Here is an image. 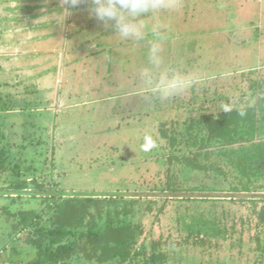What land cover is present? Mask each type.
<instances>
[{"label":"rangeland","instance_id":"obj_1","mask_svg":"<svg viewBox=\"0 0 264 264\" xmlns=\"http://www.w3.org/2000/svg\"><path fill=\"white\" fill-rule=\"evenodd\" d=\"M161 2L164 7L142 18L148 29L146 39L136 41L113 34L110 26L90 16L86 3L74 9L63 26H54L40 17L44 10L57 8L59 0H0V107L7 109L0 111V135L5 136L0 147L9 145L12 154L10 166L0 170V191L15 178L16 156H26L28 162L21 165L38 168L33 179L48 191L18 204L14 211L44 208L42 200L56 192L65 193V198L74 192L91 197L124 194L130 205L139 201L135 225L145 232L138 239L139 246L144 241L149 246L152 241H180L187 235L179 223L184 215H204L221 223L219 228L226 234L207 242L205 251L194 242L178 247L181 255L172 264L259 263L253 240L258 233L255 208L239 201L251 196L232 193L233 185L246 183L239 170L232 168L240 165L251 146L246 130L240 135L246 140L238 137L233 143L217 144L208 139L207 131L189 132L185 126V135L192 133L200 143L207 137L200 144L204 148L193 150L208 151L210 161L204 156V163L208 159V165L223 167L228 180L220 179L223 175L216 171L208 177L191 172L182 191L201 193L199 187L218 180L219 194H194L191 199L195 202L156 193L164 191L168 179L169 164L164 159L169 153L168 141L161 132L169 118L170 123L172 119L181 121L177 127L181 140L182 121L190 114L198 121L205 112L218 118L225 109L255 108V144L264 140V0ZM153 29L168 37L160 44L163 63L156 78L166 72L191 81L168 96L147 87L141 78L142 69L149 67L148 41ZM211 50H215V58L208 56ZM198 56L211 63L215 75L207 93L192 87L205 76L195 72ZM241 67L253 71L225 76ZM66 96H73L69 105ZM178 101L179 109L175 108ZM160 102L163 110L158 112ZM201 105L205 110H199ZM69 106L84 107V114L77 119L69 116ZM233 148L239 150L238 159ZM27 174L21 179L32 181ZM262 183L264 180L258 185ZM254 196L264 198V194ZM201 199L216 201L201 203ZM9 203L0 194V264H14L11 242L6 243L13 235L6 234L10 226L3 210Z\"/></svg>","mask_w":264,"mask_h":264},{"label":"trees","instance_id":"obj_2","mask_svg":"<svg viewBox=\"0 0 264 264\" xmlns=\"http://www.w3.org/2000/svg\"><path fill=\"white\" fill-rule=\"evenodd\" d=\"M207 92L206 87L204 93ZM2 109L7 111L5 106L0 107V111ZM200 110H203V105L200 106ZM241 112L244 113L243 116L240 115ZM204 114L199 116L198 121L197 116L190 114L188 119L182 121V131L185 126L189 132L205 130L208 132V139L216 141L217 144L233 143L238 137L244 138L240 136L243 131L248 132L246 137L254 149L248 146L246 156L242 158L243 163L232 165L233 170H239L246 183L233 185L232 193L251 196L239 201L251 204L255 208L254 214L257 218L255 226L258 233L253 235V240L257 244L255 261L259 262L255 264H264V236L261 233H264V198L254 196L264 194V183L258 185L260 180H264V140L261 141L263 143L255 144L257 134L255 108L227 110L218 118L207 115L206 112ZM180 123L181 121L173 120L172 123L168 121L163 125L161 135L168 141L169 151L164 159L167 158L169 170L164 191L156 194L170 193L183 196L184 201L193 202L196 200L191 199L194 194H219V189L216 188L217 179H214L212 185L199 187L201 193L182 191L181 187L185 188L183 185L187 183L193 171L198 174L204 173L208 177L212 171L223 175L225 170L219 165H208V159L204 163L202 159L204 156L210 161L208 151L202 153L193 150V147L204 148L205 145H202L207 137L201 140V146L199 138L193 137L192 133L185 135L188 132H181L182 139H179L177 130L180 129L177 127ZM4 137L0 135V142ZM8 148L9 145L5 148L0 147V170L10 166L8 162L12 154ZM19 148L21 150L22 146ZM238 151L235 149L232 153L236 154L234 157L236 159L239 158ZM234 158L229 157V160L234 162ZM15 160L16 168L13 170L15 178L11 179L10 187L0 191V194L10 199V203L3 210L8 215L7 224L10 226L7 227L6 234L11 232L13 235L6 243L11 242L10 249L15 257H10V260L14 264H172L171 260L179 259L181 255L178 247L183 248L184 245L194 242L204 250L212 238L226 234L224 229L220 230L221 223L218 220L211 221L204 215L199 217L198 214L193 218L184 215L180 217L179 223L187 235L181 236L180 241H174L172 238L166 244L152 241L150 246L144 241L139 246V237L145 236V232L135 225L137 212L135 207L139 201H132L130 205L124 194L91 197L74 192L68 193L65 198L63 197L65 193L56 192L55 195H48L42 200L44 208L20 207L14 211L18 204L21 206L27 203L30 197V201H33L38 194L48 191L45 186L34 180L37 178L35 173L38 168H23L25 165H21L28 162L26 156L25 158L19 156L18 159L16 156ZM27 173L32 176V181L29 178L21 179L23 175H28ZM227 177L223 175L220 179L228 180ZM209 201L213 204L216 200L201 199V203ZM251 224L253 225L252 221ZM143 256H146V259L141 260Z\"/></svg>","mask_w":264,"mask_h":264},{"label":"clouds","instance_id":"obj_3","mask_svg":"<svg viewBox=\"0 0 264 264\" xmlns=\"http://www.w3.org/2000/svg\"><path fill=\"white\" fill-rule=\"evenodd\" d=\"M81 3L87 4L91 17L105 27L110 26L113 34L122 39L136 41L146 39L148 29L142 18L165 6L161 0H59L57 8L51 12L44 10L40 18L49 20L54 26H63ZM152 36L148 41L149 67L142 69L141 78L147 87L162 96H168L187 87L191 81L179 75L169 76L166 72H161L158 79L156 78V70L163 63L160 44L168 37L155 29L152 30ZM240 115L243 116L244 113L241 112Z\"/></svg>","mask_w":264,"mask_h":264},{"label":"crops","instance_id":"obj_4","mask_svg":"<svg viewBox=\"0 0 264 264\" xmlns=\"http://www.w3.org/2000/svg\"><path fill=\"white\" fill-rule=\"evenodd\" d=\"M195 52V51H194ZM215 55H216V52H215V50H214V53H213V50H211L210 51V53L208 54V56L209 57H213V58H215ZM199 58H201L200 60H198V65H196V68H197V70H195V72L198 74V75H205V76H203L202 78H198L197 79V81L193 84V91L196 89L197 90V88H198V90L199 91H203L204 92V89L206 88V87H208V86H210L211 85V83H212V81H214V78H215V75L213 76V74L212 73H214L213 72V69H212V67H211V63H209V64H206L205 63V60H204V58L202 59V57L201 56H198ZM231 58V57H230ZM130 62V61H129ZM227 62H229V59H228V61ZM130 64V63H129ZM134 68V67H133ZM244 68V67H243ZM242 67H241V69L240 70H236L235 72L234 71H231V73L229 72L228 74H225V76L227 75H229V74H231V75H233V74H246V73H248V72H251V71H253V70H251V71H249L248 70V68H246V69H243ZM208 74V75H207ZM226 76V77H227ZM242 78V77H241ZM198 86V87H197ZM257 88H258V85H257ZM257 92H258V90H257ZM199 93V92H198ZM201 93V92H200ZM195 94L193 95V97H194V100H195ZM73 98V96H66V98L65 99H68V105H69V101L71 100ZM173 100L174 99H172L171 100V105L173 106ZM175 103V102H174ZM54 104V103H53ZM52 103H50V105H52V106H54ZM262 104L264 105V101L262 102ZM67 105V106H68ZM117 105H119V104H117ZM121 105V104H120ZM184 104L182 103V106H183ZM193 105L195 106V104L193 103ZM56 106V105H55ZM171 106V107H172ZM179 106H181L180 105V101H178L177 103H176V107L175 108H177V109H179ZM202 106V105H201ZM69 108H70V110H68V115L69 116H71V117H76V119H77V116H78V118L81 116L80 114H84V112L83 111H81L84 107H81V108H79V106H75V107H70L69 106ZM59 110H60V108H58ZM49 110H51V109H49ZM48 110V111H49ZM161 110H163V107L161 106V102H160V105H158V112H160ZM172 110V109H171ZM199 110H200V108H199ZM204 110V109H203ZM263 111H264V106H263V109H262ZM55 111V110H54ZM50 113H51V111H49ZM70 112V113H69ZM115 113H118L117 111L115 112ZM73 114V115H72ZM170 114H174L172 111H171V113ZM255 114H256V112H255ZM80 115V116H79ZM209 115H212V114H209ZM50 117V116H49ZM169 117V116H168ZM170 119V118H169ZM169 119H168V121H169ZM51 119H49V121H50ZM174 119H172V121H173ZM119 127V125H117V128ZM100 137H101V135H100Z\"/></svg>","mask_w":264,"mask_h":264}]
</instances>
